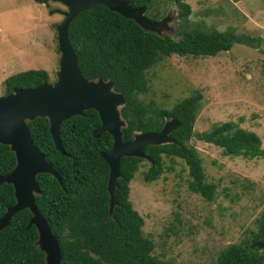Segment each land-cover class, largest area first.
<instances>
[{"label":"trees","instance_id":"16d2710c","mask_svg":"<svg viewBox=\"0 0 264 264\" xmlns=\"http://www.w3.org/2000/svg\"><path fill=\"white\" fill-rule=\"evenodd\" d=\"M33 1L46 6L52 2ZM171 1L177 19L187 21L189 5L185 0ZM150 3L151 0H130L132 7L146 4V11ZM67 36L81 74L90 80L109 79L114 90L124 96L125 105L120 110L126 123L122 129L123 141L130 140L134 131H159L170 117L175 118L178 127L170 133L172 143L143 149L151 163L133 157L121 158L120 176L115 181V205L109 216L108 167L100 154L110 149L112 138L105 132L92 138V132L100 125L97 112L90 109L83 116L61 122L59 140L65 155L55 150L46 119L27 122L33 145L45 155L59 178L58 182L50 174L37 175L40 194L34 196V203L57 240L60 264H169L151 255L153 243L143 236V220L128 201L129 182L141 163L147 166L141 173L142 180L151 183L163 173L164 161L176 158L188 169L189 191L210 202L215 185L206 181L198 151L189 145L201 107L200 93L170 108H162L154 99H144L150 91L146 73L171 55L214 57L228 51L233 44L256 47L260 39L236 34L231 28L206 31L200 23L188 29L181 27L171 37L157 36L102 5L80 12L68 26ZM43 81H47V75L42 70L15 73L4 79V94L12 88H32ZM198 137L222 149L223 155L249 160L264 158L259 137L231 122L213 125ZM13 166V154L7 146L0 145V175L10 172ZM13 203L12 186L1 184L0 216ZM30 217L28 210L18 211L0 230V264H44V256L35 245L36 229L32 225L26 227ZM255 223L256 231L250 240L228 244L212 264H264V209ZM257 242L261 243L260 248L252 246Z\"/></svg>","mask_w":264,"mask_h":264},{"label":"rangeland","instance_id":"374dc122","mask_svg":"<svg viewBox=\"0 0 264 264\" xmlns=\"http://www.w3.org/2000/svg\"><path fill=\"white\" fill-rule=\"evenodd\" d=\"M185 3L190 7L185 22L177 19L171 0H151L144 15L151 21L173 17L172 36L181 27L200 23L206 31L231 28L260 42L253 48L233 44L214 57L171 55L146 73L150 91L144 99H154L162 108L200 93L189 145L198 151L205 179L215 191L210 202L189 191L188 169L174 158L164 161L163 173L151 183L143 182L147 166L141 163L129 182L128 201L143 220L141 232L153 243V257L169 264H212L228 244L250 240L264 209V158L223 155L222 149L198 137L213 125L231 122L255 133L264 150V0ZM54 10L65 8L53 1L46 6L33 0H0V96L5 95L4 79L22 71L42 70L47 82L54 81L55 27L62 19L50 13Z\"/></svg>","mask_w":264,"mask_h":264},{"label":"water","instance_id":"95a60500","mask_svg":"<svg viewBox=\"0 0 264 264\" xmlns=\"http://www.w3.org/2000/svg\"><path fill=\"white\" fill-rule=\"evenodd\" d=\"M61 4L65 10L50 11L58 13L62 19L55 27L56 51L58 58L54 68L55 79L32 88H12L9 93L0 96V145L7 146L14 156V166L10 172L0 175V185L12 186L14 203L7 206L0 216V230L8 225L13 214L28 210L31 217L26 227L32 225L37 232L35 245L44 256V264H60L61 254L56 238L51 234L47 221L37 210L34 196L40 194L36 176L50 174L57 179L56 172L46 161V157L33 145L27 122L34 118L46 119L48 133L56 151L65 152L59 140V126L72 116H83L87 110L98 114L99 127L91 136L97 138L105 132L112 138L108 151L100 157L108 167L106 191L108 193V213L112 216L115 205V181L119 178L120 160L123 157L143 159L151 163L144 155L146 146H160L172 143L170 133L178 127L174 117L165 119L161 129L156 132L134 131L130 140H122V129L126 123L121 116L125 105L124 96L115 91L112 82L101 78L86 79L78 69L77 58L67 36L71 21L82 11L102 5L125 19L135 22L142 30L157 36L173 35L170 15L159 21H151L144 16L147 5L132 7L130 0H52ZM164 20H169L164 22ZM170 22V23H169ZM167 34L156 32L164 29ZM159 27V28H158ZM252 246L261 247V243Z\"/></svg>","mask_w":264,"mask_h":264}]
</instances>
